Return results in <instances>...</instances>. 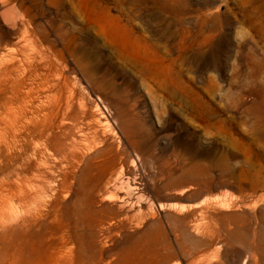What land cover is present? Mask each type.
Listing matches in <instances>:
<instances>
[{
    "label": "rangeland",
    "instance_id": "rangeland-1",
    "mask_svg": "<svg viewBox=\"0 0 264 264\" xmlns=\"http://www.w3.org/2000/svg\"><path fill=\"white\" fill-rule=\"evenodd\" d=\"M7 11L87 109L0 91V264H264V0H0V69Z\"/></svg>",
    "mask_w": 264,
    "mask_h": 264
},
{
    "label": "bare ground",
    "instance_id": "bare-ground-1",
    "mask_svg": "<svg viewBox=\"0 0 264 264\" xmlns=\"http://www.w3.org/2000/svg\"><path fill=\"white\" fill-rule=\"evenodd\" d=\"M13 13L14 12H12L11 14L9 11H7V14L4 13L2 15V17L4 16L2 22L3 24H5L7 30L9 32H12V34H16L17 36V49L7 50L2 56V60H5L6 62L10 63V65L8 64L9 66L6 65L2 69H0V91L4 92L5 88L3 86H5L8 89L7 91L9 90L11 91V94L8 95L7 97H33V98L46 97L47 98L46 100L43 99L44 102L38 100L40 104L37 106L34 105L35 106L34 109L32 108V106L31 107L29 106L30 110H25L26 109L25 108L20 113V115L24 120H23V124L20 125L19 132L22 131V133L24 132L26 134L33 132L37 140L38 139L42 140L44 137L48 135V133L53 128L55 127L59 128L63 123H65L64 119L66 117L68 116L72 117L73 114L75 117V113L77 112L79 113V115L81 114L80 116L83 119V116L86 113L85 110L87 108L85 109L86 106L84 107L83 98L75 96L74 88L71 84V80L69 76L65 74L63 70H60L54 63L51 62L50 57L45 53L44 48L42 47L41 43L38 41L33 31L28 30L26 28L22 29L19 27L18 22L16 21V15H13ZM9 84H10V88H9ZM8 105L9 103L7 104V106ZM10 109L13 108L10 107ZM7 110L6 112H8ZM11 112L9 114H11ZM14 113L12 117L11 116L9 117L12 120V125L16 123V119L18 117V116L16 117ZM30 120H34V122L29 124ZM74 121L77 125L78 123L76 122L77 121L76 118H74ZM78 121H80V119H78ZM103 126H104L103 117L98 116V117H94L93 119L90 118L86 120L84 124L80 125L79 127L75 125L72 127H78L80 131L77 135L85 139L84 137L88 133L90 134V132L98 133L101 135L104 134ZM110 138L112 139V137ZM67 139L63 141L64 146L67 143L66 149L69 147L68 146L69 144L70 148L72 149V151L70 152L77 151L78 149L77 148H76L77 150L75 149L76 147L75 145L79 141L77 140L78 141L77 142L73 136L70 137L69 141ZM76 156L78 158V154H76ZM75 159L76 158H74V161ZM154 212L151 213L149 212L150 213L149 217L151 219H154L156 216ZM251 262L252 261L248 260L247 264H251Z\"/></svg>",
    "mask_w": 264,
    "mask_h": 264
}]
</instances>
